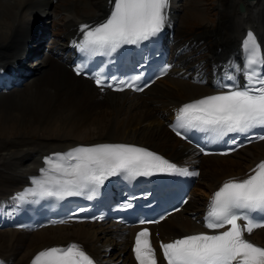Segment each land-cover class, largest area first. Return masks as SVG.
<instances>
[{"label":"bare ground","instance_id":"6f19581e","mask_svg":"<svg viewBox=\"0 0 264 264\" xmlns=\"http://www.w3.org/2000/svg\"><path fill=\"white\" fill-rule=\"evenodd\" d=\"M113 3L0 0V78L20 75L14 79L17 88L0 90V108L4 106L0 109V264H31L39 251L72 243L96 264H134L128 247L137 227L129 230L115 222L71 223L36 231L12 227L9 219L16 216L17 194L31 188L34 177L40 178L44 157L50 153L81 145L127 143L182 165L200 167L203 185L199 192L194 194L195 186L184 207L157 229L165 241L203 231L213 192L229 178H246L264 161V140L227 156H201L169 127L184 103L222 91L215 87L222 72H232L243 86L244 76L236 71L243 66L242 40L251 31L264 49V0H217L212 9L217 12L215 20L207 18V11L197 1L169 0L166 40L170 34L176 38V30L188 21H197L202 31L184 44H172V57L176 52L178 61L143 92L104 94L90 81L75 76L68 63L82 36L80 26L104 22ZM55 18H64L65 38L60 42L58 38L49 40ZM30 40L36 43L34 50ZM189 51L199 52L204 63L194 64ZM181 55L191 58V66L184 65ZM33 57L39 60L32 63ZM240 152L246 155L234 158ZM249 239L264 247V228Z\"/></svg>","mask_w":264,"mask_h":264},{"label":"snow or ice","instance_id":"6c2138e0","mask_svg":"<svg viewBox=\"0 0 264 264\" xmlns=\"http://www.w3.org/2000/svg\"><path fill=\"white\" fill-rule=\"evenodd\" d=\"M168 7L169 0H114L104 22L94 27L87 24L80 26L83 40L79 47L94 55H102L107 50L110 55L124 45L149 41L164 29ZM242 48L246 58L243 68L236 71L244 76L243 86L236 75H226L225 80L230 83L217 82L219 88L226 90L184 103L177 111V125L173 128L177 136L187 138L186 133L196 129L213 132L220 138L230 133L245 134L251 142L248 134L255 129L264 131V49L251 31L242 40ZM74 71L83 75V65H77ZM95 83L103 86L106 81L97 76ZM119 83L123 87H117V91L124 88L143 91V88L137 87L135 80ZM256 138L264 140V135ZM230 142L235 145L237 140ZM200 150L204 151L203 148ZM44 165L40 169V178L32 179L34 187L18 193V200L24 201L29 195L63 199L81 196L85 192L89 193L87 198L91 200L105 181L123 173L133 178L156 173L198 175L177 167L145 147L127 143L77 146L44 157ZM125 207L132 205L128 203ZM155 222L158 221H140L141 224ZM204 227L210 231L161 242L159 250L163 261L166 264H264V247L245 238V233L251 234L256 228H264V161H260L246 178H229L222 183L213 193ZM132 252L137 264H159L147 227L135 234ZM31 264L95 262L78 244L72 243L39 251Z\"/></svg>","mask_w":264,"mask_h":264},{"label":"rangeland","instance_id":"374dc122","mask_svg":"<svg viewBox=\"0 0 264 264\" xmlns=\"http://www.w3.org/2000/svg\"><path fill=\"white\" fill-rule=\"evenodd\" d=\"M194 1H197V2H199V4H201V7L202 8H204L205 9V11H207L206 12V14H207V18L209 19V20H215L216 19V17H217V12L215 11V10H212L213 9V7L215 6V4H216V2H217V0H194ZM201 2V3H200ZM193 5V4H192ZM59 14L61 15V12L59 13V11H58V16H59ZM56 19V20H55ZM54 19V23H52L51 25H50V29H49V31H50V34H49V40H51V39H54V38H58V42H60V41H62V39L63 38H65V36H64V34H65V30H64V28L62 27V24H63V22H64V18H61V19H58V18H55ZM201 26H200V24L197 22V21H188V23L186 22V23H184V25H182L180 28H178L177 30H176V35H177V37H176V39L178 40V41H176L175 42V45L177 44V45H181V44H184L187 40H190V39H192V38H194L198 33H200L202 30H201V28H200ZM51 31H53V33L51 34ZM179 33V34H178ZM57 42V41H56ZM66 42V41H65ZM170 42H171V40H170ZM172 47V46H171ZM46 48H49V44L47 43V45H46ZM172 52V51H171ZM189 55H190V57H192V58H195V63L196 62H200V63H204V61H203V56H202V58L201 57H199V52H195V51H189ZM170 56H171V53H170ZM37 59H34V57L31 59V62L32 63H34V62H37V60H39V58L38 57H36ZM34 59V60H33ZM180 60H182V61H184V65H186V66H191L190 65V59H187L186 58V56H180V58H179ZM179 60V61H180ZM201 60L203 61V62H201ZM205 60V59H204ZM182 61H180V62H182ZM186 62V63H185ZM192 62H194V61H192ZM206 64H208V62H207V59H206ZM218 68V67H217ZM216 69V68H215ZM15 88H17V87H15ZM20 89H22V88H20ZM12 90V89H11ZM10 90V91H11ZM13 93V92H12ZM0 109H4V106H2ZM253 150V149H252ZM257 150V149H256ZM254 152H255V150H254ZM245 156L246 155V153L245 152H240V154L238 153V155L236 154V155H234V158H237L238 156ZM239 158V157H238ZM201 180V179H200ZM202 182H203V180H201V182L200 183H197V185H198V188L196 189V191H194V194H196V193H198L199 192V188H201V186L203 185L202 184ZM196 192V193H195Z\"/></svg>","mask_w":264,"mask_h":264}]
</instances>
